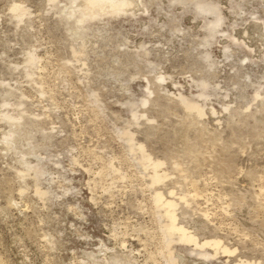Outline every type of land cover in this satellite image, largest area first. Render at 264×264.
<instances>
[{
	"label": "rangeland",
	"instance_id": "1",
	"mask_svg": "<svg viewBox=\"0 0 264 264\" xmlns=\"http://www.w3.org/2000/svg\"><path fill=\"white\" fill-rule=\"evenodd\" d=\"M100 4L0 0V264H264V0Z\"/></svg>",
	"mask_w": 264,
	"mask_h": 264
},
{
	"label": "bare ground",
	"instance_id": "2",
	"mask_svg": "<svg viewBox=\"0 0 264 264\" xmlns=\"http://www.w3.org/2000/svg\"><path fill=\"white\" fill-rule=\"evenodd\" d=\"M101 2H103V0H91V4L94 5V6L100 4Z\"/></svg>",
	"mask_w": 264,
	"mask_h": 264
}]
</instances>
